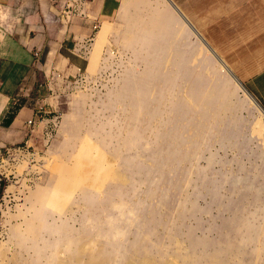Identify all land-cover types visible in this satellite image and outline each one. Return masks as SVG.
<instances>
[{"label": "rangeland", "instance_id": "rangeland-1", "mask_svg": "<svg viewBox=\"0 0 264 264\" xmlns=\"http://www.w3.org/2000/svg\"><path fill=\"white\" fill-rule=\"evenodd\" d=\"M129 7L78 46L74 75L56 76L37 142L0 154V264H54L69 241L86 244L80 264H264V113L167 0ZM85 141L123 178L42 207L52 166Z\"/></svg>", "mask_w": 264, "mask_h": 264}, {"label": "crops", "instance_id": "crops-1", "mask_svg": "<svg viewBox=\"0 0 264 264\" xmlns=\"http://www.w3.org/2000/svg\"><path fill=\"white\" fill-rule=\"evenodd\" d=\"M138 1L83 0L81 10L70 14L69 0H0V154L37 142L58 105L56 76L77 72L78 46L91 38L94 23L108 24L121 17L123 5L130 11ZM167 1L264 107V1Z\"/></svg>", "mask_w": 264, "mask_h": 264}, {"label": "bare ground", "instance_id": "bare-ground-1", "mask_svg": "<svg viewBox=\"0 0 264 264\" xmlns=\"http://www.w3.org/2000/svg\"><path fill=\"white\" fill-rule=\"evenodd\" d=\"M237 6L238 5H236V7ZM180 16L188 23L190 28L193 29V31L195 32L196 30L193 27V25L189 22V20L183 17L181 13ZM132 19L133 18H130L128 27L132 25L133 23ZM177 19L181 22L178 16ZM181 25H183V23H181ZM195 45L197 46L198 49L200 48L202 50L201 46L198 43H195ZM207 48L209 49V47ZM221 64L223 68L226 69L225 64L223 63ZM192 75L195 77L194 74ZM198 81L195 80L194 82L196 83ZM242 89L245 92V89L244 88ZM221 94H223L222 91ZM249 98L252 100L250 96ZM221 105L225 106L226 104L225 102H222ZM128 139H131V137H129ZM77 150L78 151L73 156V159L72 161H70V163H56L52 166V172L54 173L52 179L53 181L52 185L50 187L40 189L36 192L35 194L36 200L37 202L40 203L42 207L52 206L53 209L61 211L65 203L69 200L72 190L75 187H77V185H81L80 189L83 190H88V189L98 190L100 188V183L104 178L107 177H111L112 179L123 178L120 171L111 163V161H109L106 154L102 151H99L97 147L91 145L88 141L81 143L78 146ZM32 232L34 236L37 235L36 228L32 230ZM67 245H68V253H67L68 256L60 257L56 253L54 264H80L81 262L80 254H82V248L86 244H84L82 241H76V242L69 241ZM143 254L139 256L138 260H126L123 264H169V263L188 264L191 262V258H189V256L185 257V255L183 256L180 254H176V257L170 258V262L169 259L156 260L151 255H147V254L143 255ZM109 263H110V259L108 256H105V258L103 259L93 257L92 261L89 262V264H109ZM83 264H85V262ZM86 264H88V261L86 262Z\"/></svg>", "mask_w": 264, "mask_h": 264}, {"label": "water", "instance_id": "water-1", "mask_svg": "<svg viewBox=\"0 0 264 264\" xmlns=\"http://www.w3.org/2000/svg\"><path fill=\"white\" fill-rule=\"evenodd\" d=\"M194 27V26H193ZM195 28V27H194ZM195 32L202 38L204 44L209 47V50L213 54V56L219 61V63L225 64V67L227 70V74L231 77V79L235 80L242 88L245 89L247 92V95L250 96L254 102V104L264 113V107L258 102V100L247 90V88L240 82V80L236 77V75L232 72V70L227 66V64L224 62V60L217 54V52L209 45V43L203 38V36L198 32V30L195 28Z\"/></svg>", "mask_w": 264, "mask_h": 264}, {"label": "built area", "instance_id": "built-area-1", "mask_svg": "<svg viewBox=\"0 0 264 264\" xmlns=\"http://www.w3.org/2000/svg\"><path fill=\"white\" fill-rule=\"evenodd\" d=\"M81 2H83V0H69V3L67 4V6L69 7L68 12L72 14V13H76L79 10H81ZM107 25L108 24L106 23H100V22L94 23L93 25L94 32H97L98 30H100V28H102L103 26H107ZM17 103H18V100H16L15 104ZM28 122L32 123V120H29Z\"/></svg>", "mask_w": 264, "mask_h": 264}, {"label": "trees", "instance_id": "trees-1", "mask_svg": "<svg viewBox=\"0 0 264 264\" xmlns=\"http://www.w3.org/2000/svg\"><path fill=\"white\" fill-rule=\"evenodd\" d=\"M17 107H18V104H17L16 106H14L13 110H11L12 112H11V114H10L9 117H12V115H13V113H14V111H15V109H16Z\"/></svg>", "mask_w": 264, "mask_h": 264}]
</instances>
